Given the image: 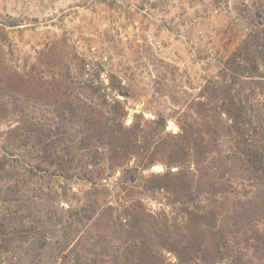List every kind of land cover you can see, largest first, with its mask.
Segmentation results:
<instances>
[{
    "label": "rangeland",
    "instance_id": "1",
    "mask_svg": "<svg viewBox=\"0 0 264 264\" xmlns=\"http://www.w3.org/2000/svg\"><path fill=\"white\" fill-rule=\"evenodd\" d=\"M240 10L234 0H0V264L124 263L142 229L164 264H264V213H234L247 173L218 165L238 130H216L197 106L214 104L218 63L233 53L242 73L227 81L229 98L249 105L252 123L264 117V53L242 43ZM65 80L97 120L136 135L139 157L134 148L110 170L101 148H77L57 104ZM57 130L67 174L54 166ZM44 144L51 159L42 161ZM146 155L132 187L122 173ZM84 201L94 214L77 223ZM136 204L145 222L106 233L102 207L123 218ZM60 213L73 222L72 240L62 252L42 248Z\"/></svg>",
    "mask_w": 264,
    "mask_h": 264
},
{
    "label": "trees",
    "instance_id": "2",
    "mask_svg": "<svg viewBox=\"0 0 264 264\" xmlns=\"http://www.w3.org/2000/svg\"><path fill=\"white\" fill-rule=\"evenodd\" d=\"M234 1L239 3L241 6L240 12L244 13V15L235 13L239 21H245L242 43H244V46L248 47L249 50L253 49V51L256 52L258 49H262L261 52L256 53H264V5H257L254 2L249 4V0ZM240 60L241 59L231 53L219 61L217 66L219 82H215L218 96L212 106L208 104L207 101L199 103L197 106L204 113L213 114L216 130H219L220 127H225V129L228 130H238V135L236 138L232 139L231 154L224 156L225 160L218 165H220L219 170L222 173H224V171L221 168L226 169L230 174H236L239 170H243L247 173L245 183H239L240 192L237 191V194H240V198L236 202L237 208L234 211L235 214L241 212L243 216L245 214L264 213V117L258 115V117L256 116L255 123H252L248 117L249 105H247L246 102L243 103L229 98L228 87L230 85L228 86L227 81L231 80L233 76L242 73L239 69V67H242ZM111 78L114 79L113 77ZM59 88L60 90L57 93L61 100L57 102L59 105L58 109L63 115L62 120H66L76 128L75 143L78 149L85 151L91 149L98 150L101 148L107 156L109 162L108 169L110 170L123 167L124 162L121 163L122 160L128 155H132V150L134 148H138L137 153L134 154H136L137 157L140 156L139 152L142 150V146H140L139 141H134L136 135L132 134L131 129L128 130L131 131V137L133 136V139L130 140L127 136V130L121 131L113 128L111 125L114 123L113 118L105 120L104 117H102V119L99 118V120H97L95 116L99 117V115L96 109L76 95L72 82L65 80L60 84ZM111 89L116 90L121 96H128L127 89L122 85L113 86ZM113 108L114 112H118L116 111L119 110L118 106H114ZM250 110H253V108L251 107ZM120 116H123L122 111ZM223 116H226V120L223 119ZM225 121H229L230 124H226ZM63 135V133L57 130L55 136H57L58 139L55 141V144H57L58 147L54 145L52 151L54 160H58L54 165L57 172L60 174H67L69 173L68 164L67 162L61 161V156L59 157L60 154H68L67 148L61 147L59 151V146H61L59 142L62 140ZM47 137L48 135H46V138ZM43 140L46 139L43 138ZM70 141L73 143V140ZM49 148V144L41 146L40 160L44 161V158L51 159V156L48 154V151H50ZM178 151H180V149L172 151L174 157H179L180 154ZM150 157L151 155L142 156V161L140 160L136 166L132 168L126 167L124 169L122 177L129 182L130 186L137 187L135 184L142 178L139 169L143 167V162L149 161ZM119 163L120 165H118ZM27 167H29V165H27ZM30 169H34V167H29V170ZM57 176L61 177L59 174ZM223 190L224 189H220L219 193L224 194L221 193ZM91 208L92 205L84 201L80 209L82 212L81 217L75 219V222L80 223L84 219L87 220L91 218L92 216L90 214H94ZM130 209L131 210L125 211V213L122 212V214L125 215L122 218L121 212H117L116 209L112 210L108 206L102 207V222H105L107 226L106 233H109V228H123L126 225H130L132 231H134L133 222L143 223L146 221L148 215H146L142 209H139V205H132ZM51 226L52 238L49 240V243L42 248L48 245V247H52L55 251L62 252L72 240L73 222L70 218H63L60 213L59 217L53 221ZM147 236L144 229H142L141 233L138 232L136 243L139 244V247L133 244L132 246L128 245L123 248V250L127 251L131 256L130 261L124 263L115 262L113 264H164L156 259V256H153L150 248L146 246L145 242L147 241ZM46 249L49 250L50 248ZM212 251L215 253L216 258L218 249H213ZM40 264L46 263L43 261Z\"/></svg>",
    "mask_w": 264,
    "mask_h": 264
}]
</instances>
